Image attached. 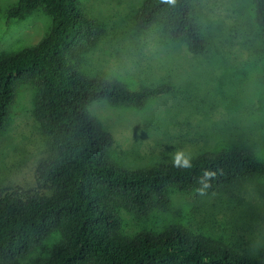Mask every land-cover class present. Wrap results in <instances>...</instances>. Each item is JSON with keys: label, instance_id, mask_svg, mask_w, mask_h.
Returning <instances> with one entry per match:
<instances>
[{"label": "rangeland", "instance_id": "rangeland-1", "mask_svg": "<svg viewBox=\"0 0 264 264\" xmlns=\"http://www.w3.org/2000/svg\"><path fill=\"white\" fill-rule=\"evenodd\" d=\"M97 33L71 59L89 77L116 80L129 88L166 83L171 90L143 107L92 103L89 114L112 133L109 160L124 169L187 159L223 149H248L264 162V48L253 0H190L206 48L188 51L159 20L138 24L144 0H78ZM18 0H0V56L42 40L51 19L42 7L7 18ZM0 130V185L50 192L36 180L37 161L52 153L50 137L35 110L39 88L15 86ZM168 203L153 201L140 213L116 200L119 230L132 235L171 223L192 234L264 258V172L213 191L168 186ZM61 239L57 229L12 264H34ZM91 264V263H87Z\"/></svg>", "mask_w": 264, "mask_h": 264}, {"label": "trees", "instance_id": "trees-1", "mask_svg": "<svg viewBox=\"0 0 264 264\" xmlns=\"http://www.w3.org/2000/svg\"><path fill=\"white\" fill-rule=\"evenodd\" d=\"M253 1L264 48V0ZM39 7L51 19L47 35L0 56V130L15 86L35 83L39 88L35 113L52 148L37 161L35 177L50 192L0 185V264H12L54 229L61 239L34 264H264V258L192 234L180 223L132 235L119 230L116 200L142 213L153 201L159 206L168 203V186L214 192L263 173L264 162L248 149H223L187 159L190 167L173 161L116 167L108 158L112 133L89 114V106L106 100L143 107L171 87L158 83L129 88L116 80L85 75L71 54L96 35V22L78 0H18L7 18ZM137 18L144 28L163 20L169 36L185 42L192 54L206 48L190 0H144ZM205 172L214 176L206 178Z\"/></svg>", "mask_w": 264, "mask_h": 264}, {"label": "clouds", "instance_id": "clouds-1", "mask_svg": "<svg viewBox=\"0 0 264 264\" xmlns=\"http://www.w3.org/2000/svg\"><path fill=\"white\" fill-rule=\"evenodd\" d=\"M167 2L172 3V2H174V0H167ZM179 155H183V157H184V153H183L182 151H181V152H177V153H176V156H175V158H174V161H173L174 165H177V164H178V163H177V156H179ZM184 159L187 161V163H183L181 166H183V167H190V164L188 163L187 158L184 157ZM204 175H205L206 178H211V177L214 176V173H211V172H205ZM205 187H207V184H205Z\"/></svg>", "mask_w": 264, "mask_h": 264}, {"label": "snow or ice", "instance_id": "snow-or-ice-1", "mask_svg": "<svg viewBox=\"0 0 264 264\" xmlns=\"http://www.w3.org/2000/svg\"><path fill=\"white\" fill-rule=\"evenodd\" d=\"M177 163L183 164V163H187V161L184 159L183 155H179V156H177Z\"/></svg>", "mask_w": 264, "mask_h": 264}]
</instances>
